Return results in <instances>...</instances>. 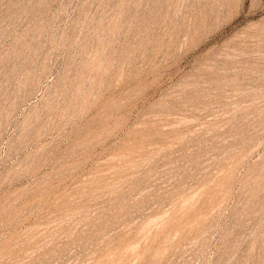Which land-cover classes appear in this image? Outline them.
Instances as JSON below:
<instances>
[{
    "label": "rangeland",
    "instance_id": "rangeland-1",
    "mask_svg": "<svg viewBox=\"0 0 264 264\" xmlns=\"http://www.w3.org/2000/svg\"><path fill=\"white\" fill-rule=\"evenodd\" d=\"M0 264H264V0H0Z\"/></svg>",
    "mask_w": 264,
    "mask_h": 264
}]
</instances>
